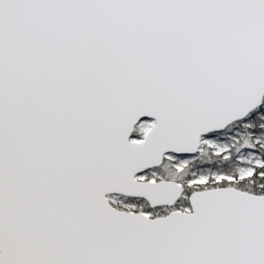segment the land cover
Here are the masks:
<instances>
[{
	"label": "snow or ice",
	"instance_id": "obj_1",
	"mask_svg": "<svg viewBox=\"0 0 264 264\" xmlns=\"http://www.w3.org/2000/svg\"><path fill=\"white\" fill-rule=\"evenodd\" d=\"M0 264H264V0H0Z\"/></svg>",
	"mask_w": 264,
	"mask_h": 264
}]
</instances>
